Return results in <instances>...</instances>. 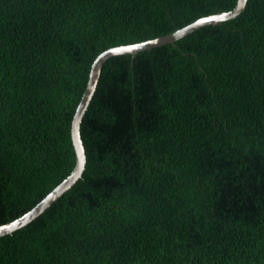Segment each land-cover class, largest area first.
I'll return each mask as SVG.
<instances>
[{
    "label": "trees",
    "instance_id": "16d2710c",
    "mask_svg": "<svg viewBox=\"0 0 264 264\" xmlns=\"http://www.w3.org/2000/svg\"><path fill=\"white\" fill-rule=\"evenodd\" d=\"M238 0H0V226L73 172L103 52ZM86 168L0 264H264V0L175 44L107 60Z\"/></svg>",
    "mask_w": 264,
    "mask_h": 264
},
{
    "label": "water",
    "instance_id": "95a60500",
    "mask_svg": "<svg viewBox=\"0 0 264 264\" xmlns=\"http://www.w3.org/2000/svg\"><path fill=\"white\" fill-rule=\"evenodd\" d=\"M247 1L248 0H238V3L233 10L201 18L182 29L173 32L170 35L141 43L115 47L100 54L92 65L87 89L83 95L81 103L77 107L75 116L72 121L71 136L77 157L76 166L73 172L67 179H65L61 184H59L48 195L47 198H44L32 210L24 214L22 217L16 219L15 221L0 226V237L10 235L28 226L30 223L40 217L47 209H49L58 199H61V197L67 191H69L83 176V173L86 168L87 157L84 143L81 138V123L95 93L102 67L109 58L119 55L134 56L140 52H144L160 46H164L167 44H175L177 41L181 40L187 35L205 26L223 23L225 21L237 18L245 10Z\"/></svg>",
    "mask_w": 264,
    "mask_h": 264
}]
</instances>
